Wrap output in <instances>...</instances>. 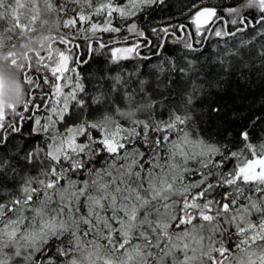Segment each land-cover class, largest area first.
I'll list each match as a JSON object with an SVG mask.
<instances>
[{
    "label": "snow or ice",
    "instance_id": "6c2138e0",
    "mask_svg": "<svg viewBox=\"0 0 264 264\" xmlns=\"http://www.w3.org/2000/svg\"><path fill=\"white\" fill-rule=\"evenodd\" d=\"M0 264H264V0H0Z\"/></svg>",
    "mask_w": 264,
    "mask_h": 264
}]
</instances>
